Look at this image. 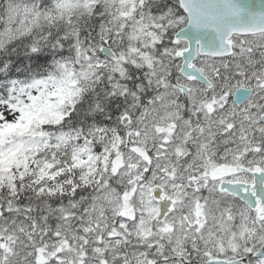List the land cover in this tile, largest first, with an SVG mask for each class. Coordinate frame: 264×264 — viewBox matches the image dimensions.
I'll return each mask as SVG.
<instances>
[{"label": "snow or ice", "instance_id": "obj_1", "mask_svg": "<svg viewBox=\"0 0 264 264\" xmlns=\"http://www.w3.org/2000/svg\"><path fill=\"white\" fill-rule=\"evenodd\" d=\"M0 264H264V0H0Z\"/></svg>", "mask_w": 264, "mask_h": 264}]
</instances>
